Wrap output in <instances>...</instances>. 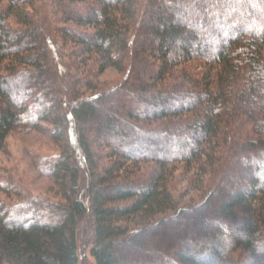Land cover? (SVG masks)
<instances>
[{
  "label": "trees",
  "instance_id": "16d2710c",
  "mask_svg": "<svg viewBox=\"0 0 264 264\" xmlns=\"http://www.w3.org/2000/svg\"><path fill=\"white\" fill-rule=\"evenodd\" d=\"M17 128L59 198L0 179V264H78L83 218L94 264H264V0H0Z\"/></svg>",
  "mask_w": 264,
  "mask_h": 264
},
{
  "label": "rangeland",
  "instance_id": "374dc122",
  "mask_svg": "<svg viewBox=\"0 0 264 264\" xmlns=\"http://www.w3.org/2000/svg\"><path fill=\"white\" fill-rule=\"evenodd\" d=\"M245 4L246 3L244 2L240 3L242 6ZM188 13L190 12L185 11L184 16ZM121 78V73L113 67L107 68L100 75V79L105 83H113ZM157 139L159 138H154V140ZM186 142H188L187 139L183 140L182 143ZM58 150L59 145L53 141L47 128H17L12 130L6 136L4 146L0 150L1 181L9 184L12 191L18 190L23 193L48 196L54 199L59 198V195L56 193V189L53 185V179L50 176L40 173L35 168V161L37 159L57 153ZM250 164L252 163L250 162ZM260 174V177H264V165L262 166ZM174 175L177 177L174 180V183H176L178 192H184V194L179 198L180 204H185L191 200H197L199 192L194 188H188V184L186 183L188 174L185 173L183 175H178V171H176ZM247 180V178L244 179L243 183H246ZM185 187L187 189H185ZM0 195L1 197H5L2 193H0ZM84 221L85 218L80 221V232L77 247L78 264H94L93 258L89 252L90 240L85 237V233L83 231L85 224ZM225 235L221 237L222 240L226 238ZM236 262L241 264V260Z\"/></svg>",
  "mask_w": 264,
  "mask_h": 264
}]
</instances>
